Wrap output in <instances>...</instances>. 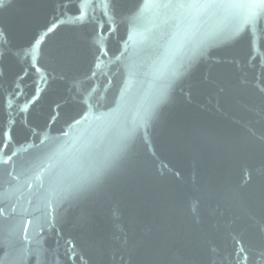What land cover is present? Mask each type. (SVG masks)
Returning <instances> with one entry per match:
<instances>
[{
  "label": "water",
  "instance_id": "1",
  "mask_svg": "<svg viewBox=\"0 0 264 264\" xmlns=\"http://www.w3.org/2000/svg\"><path fill=\"white\" fill-rule=\"evenodd\" d=\"M254 3L0 0V264H264Z\"/></svg>",
  "mask_w": 264,
  "mask_h": 264
},
{
  "label": "snow or ice",
  "instance_id": "2",
  "mask_svg": "<svg viewBox=\"0 0 264 264\" xmlns=\"http://www.w3.org/2000/svg\"><path fill=\"white\" fill-rule=\"evenodd\" d=\"M176 6L177 7H188L190 5H186V4L181 3V4H177ZM204 6H207V5H204ZM247 7L253 9V11L251 12V14L249 16V22H253L256 19L257 15H259V12L257 11V9L264 8V0H258V3L247 5ZM37 43H39V42H37ZM4 162L7 163V161H4Z\"/></svg>",
  "mask_w": 264,
  "mask_h": 264
}]
</instances>
